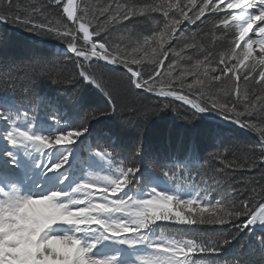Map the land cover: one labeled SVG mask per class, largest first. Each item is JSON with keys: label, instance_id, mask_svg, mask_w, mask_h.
Returning <instances> with one entry per match:
<instances>
[{"label": "snow or ice", "instance_id": "6c2138e0", "mask_svg": "<svg viewBox=\"0 0 264 264\" xmlns=\"http://www.w3.org/2000/svg\"><path fill=\"white\" fill-rule=\"evenodd\" d=\"M29 7L31 12L25 10L21 13L14 10L13 0H8L7 6L0 8V22L16 23L29 31L54 35L63 40L67 49L74 54L72 62L76 71L72 74L53 71L49 67L50 62L29 65L32 75L27 87H18L17 76L5 72L0 74V89L14 93L19 91L21 96L30 97L32 85L40 78L60 84H73L82 79L102 91L109 98L110 111L117 112L116 98L111 92L105 91V86L86 66V63L91 64L93 58L97 62L103 60L105 66H118L125 71L128 91L132 95L151 94L165 100L173 97L182 101L183 105L189 106L188 111H191L193 118L199 113L215 112L241 128L255 133L257 143L254 145L259 147V161L255 158L257 153L254 146L250 149V158L246 164L235 167L256 169L264 178V0H199V3L189 0L187 5L124 0L123 3L116 2L114 6L103 7L99 13L104 16L103 21L97 20L96 16H92L91 20L86 19L90 14L87 3L81 9L80 15H77L74 0H67L66 4L63 0H44L39 6L32 4ZM236 10H239V13ZM156 12L162 13L166 19L158 21L152 15ZM209 20L220 33L218 39L227 41L231 38L230 44L216 57V66L204 68L203 79L199 78V71L192 72L187 68L173 77L178 67L175 62L181 57V52L176 51L173 41L178 43L183 40L188 48L198 47L195 37L191 38L192 43L188 42L187 26L194 25L199 30L201 25ZM93 21L96 23L90 32L89 25H92ZM124 21H127V24H124ZM161 22L164 26L162 32L159 28ZM138 24H144L153 34L141 36L134 31ZM253 26L258 40L249 35ZM117 31L124 35L112 39V34ZM78 32L83 33L82 43ZM155 33H159V37ZM93 35L96 40H93ZM153 43L156 47H151ZM254 44H259L261 58L244 65L247 71L241 76L238 65H243L245 60H253L251 53ZM141 52L143 55H138ZM170 53L173 55L164 66V61ZM204 62H212L208 53H205ZM257 67L261 69L258 81L255 74ZM217 72L218 75H209ZM229 73L232 75H228ZM189 74L192 75L191 83L186 79ZM173 79L178 84L173 83ZM240 81H243V87ZM253 82L259 87V92L254 96L249 92V85ZM233 87L237 90L235 97L232 95ZM217 88L224 93L223 98L215 94L214 90ZM37 108V101L32 98L23 110L13 106V110L6 111L0 107V121H6L9 125L4 139L11 150L7 151L5 156L13 157L12 150L22 149L34 151L41 157L35 164L41 169L40 177L35 181H28L39 190L38 192L21 191L17 185L24 181L19 179L11 183L0 182V227L5 229L0 230V264H61L62 261H68L69 264H114L113 260L98 257L94 253L97 245L106 240H118L123 244L146 247L150 254L140 258L142 264H241L238 259H218L223 247L219 242L202 239H164L162 233L161 237L157 238L155 228H175L178 232L195 233L199 231L198 227L192 229L184 226L232 223L237 228L238 235L239 231L249 225L264 224V180L258 193L254 187L251 188L252 194L245 191L247 184L245 188L228 185L229 191H224L219 199L212 198L211 187L201 188L196 183L190 186L193 194L188 198L169 194L155 187L138 193L132 191L129 186L136 180V174L140 171L134 161L141 155L142 147L137 146L132 154V161L124 164L116 163L113 149L98 146L94 147L92 152L112 166L110 174L89 172L87 179L69 188L60 186L67 179L66 174H60L58 186L48 188L45 184L48 173H58L68 163L71 153H65L55 163L43 157L58 146L75 144L87 132V128H70L51 134L38 133L34 131ZM130 111L137 110L132 108ZM105 114L107 113L92 114L89 118L95 119L98 115ZM152 114H156V111ZM49 118L57 125L62 123L58 114ZM20 121L29 123L22 127ZM220 149H223V152L229 151L225 146L220 147L213 153L214 157L223 156ZM221 162L223 163V160ZM11 163L16 165L19 161L13 159ZM185 169L189 167L184 163H172L162 167L160 175L176 183L177 176L183 177ZM2 173L3 168L0 167V174ZM176 185L181 187L177 183ZM97 187L100 189L98 192L92 191ZM256 196L260 199L257 200ZM97 199L101 202H95ZM25 203L30 205L25 215L31 223L26 228L24 225L17 227V214ZM53 209L60 215L59 219H53ZM241 217L246 218V222L236 224ZM159 221L168 223L159 224ZM21 230L26 235L13 237V232ZM230 237L235 239V235ZM256 239L260 258L255 264H264V235H258ZM54 240L75 243H72L71 247L68 244L53 245L51 242ZM228 243L230 239L226 238L223 244ZM77 247L80 249L79 253L75 251ZM180 253L183 254L182 258L178 255ZM137 264H140V261Z\"/></svg>", "mask_w": 264, "mask_h": 264}, {"label": "trees", "instance_id": "16d2710c", "mask_svg": "<svg viewBox=\"0 0 264 264\" xmlns=\"http://www.w3.org/2000/svg\"><path fill=\"white\" fill-rule=\"evenodd\" d=\"M13 2L14 10L23 13L25 10L31 12L30 5L39 6L44 0H13ZM116 2L123 3L124 0H79L77 15H80L81 9L87 3L90 14L86 19L91 20L92 16H96L97 20L103 21L104 16L99 15L101 9L114 6ZM149 2L187 5L189 0H149ZM196 3H199V0H196ZM7 4L8 0H0V8H5ZM152 15L158 21L166 19L159 12L152 13ZM189 15H191L190 11ZM64 16L66 18L65 14ZM6 23V26L0 24V74L7 72L17 76L18 87L28 86V80L32 75L29 65H42L50 62L49 67L53 71L68 74L76 71L72 62L74 56L63 51L62 48L56 49L55 47L57 43L65 44L63 40L54 35H41L29 31L16 23ZM95 23L96 21H93L92 25H89L90 32H92ZM123 23L127 24V21ZM116 27H120V25H116ZM163 27L161 22L159 24L161 32ZM134 31L141 36L153 34L144 24H138ZM122 35L124 34L119 31L114 32L112 39ZM155 35L159 37V33H155ZM186 35L189 37V43H192L191 38L195 37L198 47L188 48L183 40L178 43L173 41L176 51L181 52V57L175 62L178 67H176L173 77L179 75L182 69L187 68L192 72L199 71V78L203 79L204 68L216 66V57L226 50L231 38L227 41L218 39L220 33L213 27L211 20L201 25L199 30L194 25H188ZM92 38L93 40L97 39L94 35ZM151 47H156V44H151ZM165 47L168 46L165 45ZM205 53H208L211 63L204 62ZM138 55H143V53ZM172 55L173 53H170L169 57L165 59L164 66L168 64ZM198 63L199 67H197ZM86 66L105 86V91L111 92L116 98L117 112L110 111L109 98L102 91H100L101 93L96 91L90 84L78 77V80L73 84L53 83L50 79L40 78L32 85L30 97L21 96L19 91L14 93L0 89V107L5 110H13L14 106L16 109L23 110L28 106L30 98L35 99L38 104L37 117L40 120L49 122L51 115L58 114L63 125L61 130L86 127L87 138L91 143L90 151L98 146L111 148L115 151L116 163H130L137 146H141V155L134 161L140 171L136 174V180L129 186L132 191L138 189L140 193L143 192L147 189L150 179L167 182L175 188H178L176 183L181 186L180 188L190 187L193 183L201 188L211 187L213 199H219L224 191H229L228 185L245 188L247 184L248 188H245V191H248L249 194H252L251 188L253 187L257 193L261 191L260 185L264 178L260 171L247 167H235V165L246 164L250 158V149L254 146L257 153L255 158L259 161V147L254 145L257 143L255 133L250 131L251 134H249L238 128L206 118L201 114H196L193 118L191 111H188L189 107L173 99L165 100L150 94L132 95L128 91L126 73L117 67L105 66L104 63L97 62L94 58L91 64L86 63ZM161 71H163V67ZM246 71V67L240 69L241 76ZM255 74L258 81L259 71L257 69ZM209 75H214V73H209ZM186 79L188 83H191L192 75L189 74ZM173 83L178 84L175 79H173ZM239 83L243 87V81ZM214 92L218 97H224L220 88L215 89ZM249 92L253 96L259 92L256 82L249 85ZM236 94L237 90L233 87V97ZM253 103L255 104L256 101ZM51 106L53 109L50 108ZM121 108L124 110L120 111ZM132 108L137 111H130ZM172 108L177 110L172 111ZM153 111H156V114L153 115ZM99 113L107 114L98 115V118L95 119L89 118L90 115ZM223 146L227 147L229 151L223 152V149H220L223 156L214 157L213 153ZM184 159L188 160L189 169L184 170L183 177L177 176L176 183L160 175L162 167L172 163H183ZM107 168L111 171L112 166ZM256 199L259 200L260 197L256 196ZM245 222L246 218L241 217L235 223ZM165 223L168 222L160 224ZM184 227L192 229L198 227L199 231L193 233L178 232L175 228L161 229L170 238L219 242L223 247L218 259H238L241 264H255L260 258V248L256 237L264 235V230L258 228L251 230V227L248 226L236 235L237 228L232 223ZM232 235H235V239H231ZM226 238L230 239V243L224 245L223 242ZM197 255L202 256L203 254ZM211 258L209 257V259Z\"/></svg>", "mask_w": 264, "mask_h": 264}, {"label": "rangeland", "instance_id": "374dc122", "mask_svg": "<svg viewBox=\"0 0 264 264\" xmlns=\"http://www.w3.org/2000/svg\"><path fill=\"white\" fill-rule=\"evenodd\" d=\"M64 3H67V0L64 1ZM74 6H77L78 8V0H74ZM66 15V14H65ZM78 28V25H77ZM90 31V29H89ZM78 36L80 37V40L82 41L83 33L78 32ZM260 48V46L258 45ZM238 51H243L242 49H238ZM253 60H245L243 62V65H238L239 69H244V65H249L253 63L254 61H258L261 58V53L260 50L257 48H252V53H251ZM235 63V61H232ZM261 69L257 67V71H260ZM219 72L214 73V75H218ZM7 109L6 111H8ZM51 120V119H50ZM50 122H53L52 120ZM20 126L26 127L29 122L27 121H20ZM35 123V128L34 131L38 133H44V134H50V128L47 126V121L45 120H40L38 117H36V120L34 121ZM47 123V124H46ZM51 127H56L58 131H66V130H61L63 125L62 124H55L53 122V126ZM54 130V129H53ZM52 130V131H53ZM86 134V133H85ZM81 136L75 144L70 145V146H63V150L60 151L55 158L50 151L47 153L46 156L43 158L45 160L51 159L53 163L57 162L59 159L63 157L65 153L70 152V159H72L71 162V167L66 166L60 169V174H66L68 180L70 177V185L64 188H69L73 186L75 183L80 182L82 180L87 179V175L89 172L94 173V174H100V175H105V174H110L111 171L107 167H111L107 161L101 159L100 157H97L93 154L91 149V145L89 144V141L87 136ZM8 149H10V146L7 144ZM13 151V159L19 161L18 164L21 163L22 160H27V161H36V158L39 157V154L35 153L34 151H24L22 149L20 150H12ZM41 158V157H40ZM6 159V158H5ZM86 168H85V167ZM73 169V170H71ZM61 175L58 177L60 180ZM155 187L156 189L160 191L167 192L169 194H178L179 196L183 198H188L193 194V191L190 187H185V188H175L171 186L169 183L161 182L158 181L157 179H150L148 182V187ZM100 189L99 187L92 189L94 192H98ZM134 192L140 193V190L135 189L133 190ZM145 191V190H144ZM143 191V192H144ZM141 192V193H143ZM97 203L101 202L98 199L95 201ZM163 221H159L157 223H162ZM252 227H256L258 229L264 230V224H254V225H249ZM155 228V226H154ZM156 232V237L160 238L161 233L163 234L164 239L170 238L166 233L163 232L161 228H155ZM94 253L96 256L101 257V258H108L114 261V264H137L138 261H140V264H142V261L140 260L141 257L144 255L150 254V250L144 247L143 245H128V244H123L118 240H111V241H103L102 243L98 244L96 249H94ZM181 258L183 256L182 253L178 254Z\"/></svg>", "mask_w": 264, "mask_h": 264}, {"label": "bare ground", "instance_id": "6f19581e", "mask_svg": "<svg viewBox=\"0 0 264 264\" xmlns=\"http://www.w3.org/2000/svg\"><path fill=\"white\" fill-rule=\"evenodd\" d=\"M0 125H1V121H0ZM63 148H64L63 146H58L52 149L51 152L53 155H55L56 153H59L60 151H62ZM5 153H6V150H3L1 155H5ZM38 159H40V156L36 158V161ZM36 161L35 160L33 161L22 160L20 164H16V165L10 164L9 166H7L8 165L7 159L0 157V167L3 168V173L0 174V182L11 183L19 179L21 181H24L23 183L17 185L18 187H20L21 191L26 192L25 190H27L28 188L30 191L38 192L39 190L35 189L32 183L28 182L29 180L35 181L37 178L40 177L41 169L35 166ZM71 162H72V159L69 158L68 163L65 164L64 167L66 166L71 167ZM59 176H60V170L58 173L49 172L46 177V181H45L46 187L53 188V187L58 186ZM68 178H69L68 180H66L65 182H63L62 185H60L61 187L64 188L70 185L71 179L70 177Z\"/></svg>", "mask_w": 264, "mask_h": 264}, {"label": "clouds", "instance_id": "9594fccd", "mask_svg": "<svg viewBox=\"0 0 264 264\" xmlns=\"http://www.w3.org/2000/svg\"><path fill=\"white\" fill-rule=\"evenodd\" d=\"M29 206H30V205H29L28 203H25L24 205H22V206L20 207V209H19V211H18V214H17V220H18V222H19L18 225H17V227H19L20 225H24L25 228H26V227H28L29 224L31 223V222L27 219V217H26V215H25L27 209L29 208ZM52 217H53V219H59V218H60V215L55 211V209H53ZM0 230H5V229L2 228V227H0ZM21 235H26V233L23 232V230L13 232V237H19V236H21ZM51 243H52L53 245H55V244H57V243H59V244H68L69 247H71L72 243H75V242H68V241H64V240H59V241L54 240V241H52ZM75 251H76L77 253H79V252H80L79 247H77V248L75 249ZM61 264H69V262H68V261H62Z\"/></svg>", "mask_w": 264, "mask_h": 264}, {"label": "water", "instance_id": "95a60500", "mask_svg": "<svg viewBox=\"0 0 264 264\" xmlns=\"http://www.w3.org/2000/svg\"><path fill=\"white\" fill-rule=\"evenodd\" d=\"M0 24L6 25V22H0ZM63 47H64V49L68 50L67 47H66V45H64ZM78 47H79V46H78ZM73 55H74V54H73ZM100 61H102V62L105 64V62H104L103 60H100ZM117 67H118V66H117ZM118 68H120V67H118ZM120 69H122V68H120ZM122 70H123V69H122ZM123 71H124V70H123ZM87 83H88V82H87ZM89 84H91V83H89ZM91 85L95 88V90L99 91V89H98L97 87H95L93 84H91ZM150 95H151V94H150ZM153 96H154V95H153ZM169 98L175 100V98H173V97H169ZM176 101L181 102V103L183 104L182 101H179V100H176ZM186 106H187V105H186ZM188 107H189V106H188ZM199 114H201V115H203V116H205V117H207V118H210V119L216 120V121H218V122H222V123H225V124H227V125H231V126H233V127L239 128V129H241V130H243V131L249 132L247 129L241 128L238 124H236V123H234V122H232V121H230V120H226V119L223 118L222 116H220V115H218V114H215V113H213V112H204V113H199ZM249 133H250V132H249Z\"/></svg>", "mask_w": 264, "mask_h": 264}]
</instances>
